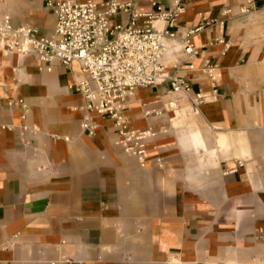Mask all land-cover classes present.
<instances>
[{
    "label": "crops",
    "instance_id": "crops-1",
    "mask_svg": "<svg viewBox=\"0 0 264 264\" xmlns=\"http://www.w3.org/2000/svg\"><path fill=\"white\" fill-rule=\"evenodd\" d=\"M46 2L0 0V13L49 35ZM179 3L176 44L198 30L192 58L171 56L177 73L192 92L209 91L207 60L217 95L194 114L185 98L167 107L168 85L138 87L124 110L155 132L145 166L115 143L108 118L94 114V133L82 131L83 99L68 88L77 62L0 48V264H264V0ZM153 108L162 113L143 116Z\"/></svg>",
    "mask_w": 264,
    "mask_h": 264
},
{
    "label": "built area",
    "instance_id": "built-area-1",
    "mask_svg": "<svg viewBox=\"0 0 264 264\" xmlns=\"http://www.w3.org/2000/svg\"><path fill=\"white\" fill-rule=\"evenodd\" d=\"M149 1L155 9L138 11L131 0H47L46 6L54 16L49 35L40 34L31 24L15 26L8 13H0L3 53L34 55L42 62L58 59L66 67L77 62L81 77L68 88L83 99V104L76 107L83 112L82 131L94 133V114L108 118L117 136L115 143L135 157L140 166H145L146 143L155 132L152 128L133 127L125 113L124 107L138 87L168 85L174 98L167 107L176 110L185 98L194 114L217 95L215 65L206 60L200 68L210 80V90L192 92L189 81L177 73L178 62L171 58L179 50L186 59L196 54L191 36L198 28L180 37L181 47L175 42L174 26L184 11L183 5L176 0L172 8L164 9L156 0ZM249 7L240 11L246 12ZM122 13L128 20L112 24V18ZM189 69H193L192 64ZM18 102L26 106L22 99ZM161 113L154 108L143 110L145 117ZM3 127L0 125V129ZM155 163L162 167L161 158Z\"/></svg>",
    "mask_w": 264,
    "mask_h": 264
},
{
    "label": "rangeland",
    "instance_id": "rangeland-1",
    "mask_svg": "<svg viewBox=\"0 0 264 264\" xmlns=\"http://www.w3.org/2000/svg\"><path fill=\"white\" fill-rule=\"evenodd\" d=\"M184 103H186V102H184ZM185 106H187V105L184 104L183 107H185ZM181 116H183V114H180V115L178 116V118H180Z\"/></svg>",
    "mask_w": 264,
    "mask_h": 264
}]
</instances>
